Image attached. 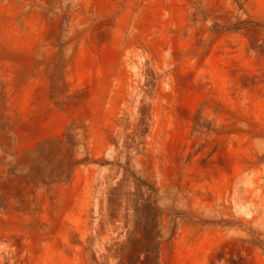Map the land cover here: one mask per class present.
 I'll return each instance as SVG.
<instances>
[{"label":"rangeland","instance_id":"1","mask_svg":"<svg viewBox=\"0 0 264 264\" xmlns=\"http://www.w3.org/2000/svg\"><path fill=\"white\" fill-rule=\"evenodd\" d=\"M0 264H264V0H0Z\"/></svg>","mask_w":264,"mask_h":264}]
</instances>
